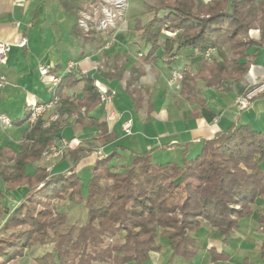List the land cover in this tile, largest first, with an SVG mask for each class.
<instances>
[{"label": "trees", "instance_id": "1", "mask_svg": "<svg viewBox=\"0 0 264 264\" xmlns=\"http://www.w3.org/2000/svg\"><path fill=\"white\" fill-rule=\"evenodd\" d=\"M59 1L78 16L91 0ZM147 10L153 17L138 23L136 31L150 47L149 55L161 41L169 56L183 49L203 56L216 52L211 62L204 58L202 76L208 86L243 76L248 51L264 46V0H156ZM77 30L81 33L78 24ZM254 32H259L258 39ZM94 35L85 40L96 41ZM80 82L81 97L65 95ZM100 96L91 77L78 78L75 72L62 76L54 88L60 101L57 120L46 125L40 118L30 124L19 153L0 148V220H5L0 225V264L21 259L33 248L43 249L37 264H145L151 253L161 251L159 236L168 240L173 258L192 260L199 253L202 227L214 228L227 240L252 215L257 199L264 205V134L249 125L204 141L200 154L182 165L155 163L153 153L146 151L132 153L118 172L112 163L117 149L102 156L91 147L80 148L65 171L48 170L45 155L59 144L69 119L96 128L98 142L114 138L106 121L88 115L102 105ZM29 115L18 124L27 122ZM92 154L91 175L84 180L77 170ZM21 186L27 193L11 211L3 204L5 192ZM62 201L83 206L86 222L71 223L69 214L57 208ZM262 250L264 254V245ZM210 252L212 260L226 258L215 249Z\"/></svg>", "mask_w": 264, "mask_h": 264}, {"label": "crops", "instance_id": "2", "mask_svg": "<svg viewBox=\"0 0 264 264\" xmlns=\"http://www.w3.org/2000/svg\"><path fill=\"white\" fill-rule=\"evenodd\" d=\"M128 1L124 24L108 36L97 34L96 41H87V36L77 30L79 16L68 13L59 0H0V43L12 45L7 65L0 66V75L7 78L6 85L0 88V111L15 122L11 127L0 125V148L21 151L30 123H18L34 103L53 100L51 76H66L69 63L76 65L73 72L78 78L87 75L101 92L114 94L107 107L101 105L88 114L106 121L114 138L107 143L98 142L96 128L75 124L76 117L69 119L61 139L68 140L70 147L63 157L46 156L43 161L51 172L65 171L80 148L92 147L93 152L101 151L102 156L117 149L112 163L115 171L121 172L132 153L152 152L155 163L182 165L184 160L200 154L204 141L234 126L249 125L264 134V93L243 111L236 106L239 95L264 81V46L248 51L249 67L243 76L208 86L202 76L206 57L199 52L183 49L169 56L161 41L159 49L149 55L150 47L140 39L136 28L138 23L144 24L153 17L147 8L154 6L156 0ZM253 36L258 39L259 32ZM22 37L28 41L24 48L15 45ZM214 58L217 54L211 50L206 59L211 62ZM40 66L49 70V77L41 75ZM174 74L187 79L171 86L169 81ZM83 88L80 82L65 95L81 97ZM111 114L114 118L110 120ZM129 120L132 129L127 135L123 126ZM94 159V154L83 159L77 170L80 177L92 169ZM35 167L31 166V170ZM89 173L82 178L87 180ZM26 193L25 186L14 192L6 191L7 200L3 204L12 211ZM64 203L66 208L60 212L70 217V210L74 209L68 201L60 205ZM263 220V201L257 199L252 215L243 219L240 228L227 240L205 225L198 232L199 253L192 260H185L173 258L168 240L159 236L161 251L151 253L145 264H264V230L260 228ZM211 249L226 258L212 260ZM42 250L30 249L23 258L10 264H37L35 258Z\"/></svg>", "mask_w": 264, "mask_h": 264}, {"label": "built area", "instance_id": "3", "mask_svg": "<svg viewBox=\"0 0 264 264\" xmlns=\"http://www.w3.org/2000/svg\"><path fill=\"white\" fill-rule=\"evenodd\" d=\"M89 7L94 9L93 19L83 16L78 19V25L83 29V33L87 36L90 31H95L97 34L108 35L114 29H117L124 22V15L128 8V0H96L94 4L89 3ZM87 9V8H86ZM95 15H98L97 18ZM95 17V18H94ZM91 20V22L89 21ZM28 41L25 37L20 38L15 45L20 48L26 47ZM110 44V43H109ZM108 44V45H109ZM12 45L7 43H0V66H5L8 63V56ZM209 58L210 51L205 55ZM76 68L74 63H69L65 69V74L72 73ZM40 73L43 77H49V70L40 66ZM62 76H51V86L55 88L59 85ZM183 79L182 75L174 74L169 81L171 86L176 85L177 82ZM7 83L5 75H0V88H3ZM264 93V81L250 86L243 94L239 95L236 100V106L240 111H243L250 107L255 98ZM114 94L108 92H101L100 100L104 107H107L113 101ZM60 105V101L57 97H54L52 101L46 103L36 102L30 108V115L28 121L30 124H34L38 119L45 118L46 125L53 123L57 120V109ZM84 111V110H83ZM114 114L109 115V119H113ZM0 125L4 127H11V119L0 111ZM132 121H127L123 130L127 135L131 134ZM70 147V143L66 139H61L59 144L50 147L45 156L59 157ZM98 155H101V151H98Z\"/></svg>", "mask_w": 264, "mask_h": 264}, {"label": "rangeland", "instance_id": "4", "mask_svg": "<svg viewBox=\"0 0 264 264\" xmlns=\"http://www.w3.org/2000/svg\"><path fill=\"white\" fill-rule=\"evenodd\" d=\"M95 1L96 0H91L90 2H88V3H86L85 5H84V7L82 8V10L81 11H79V18H83V16H86V17H89V19H93V15H94V9L92 8V7H89V3H92V4H94L95 3ZM156 4V3H155ZM87 8V9H86ZM128 8H129V1H128ZM128 8H127V11H128ZM127 11L125 12V15H124V22L122 23V24H124L125 23V21H126V16H127ZM96 16V18H97V16L98 15H95ZM95 18V17H94ZM91 20H89L90 22H91ZM121 24V25H122ZM120 25V26H121ZM119 26V27H120ZM81 29V28H80ZM114 30H116V29H114ZM113 31V30H112ZM111 31V32H112ZM81 32L83 33V29H81ZM91 32H94L95 33V35H97V33L93 30V31H90L89 32V34L91 33ZM111 32H109V34L111 33ZM84 34V33H83ZM108 34V35H109ZM108 35H106V36H108ZM126 166V165H125ZM124 170V168L122 169V171ZM91 171H92V169H89L86 173H82V176H84L85 174H87V173H89V175H91ZM81 176V177H82ZM5 196H6V192H5ZM6 198H7V196H6ZM21 199H22V197H20L19 198V201H21ZM7 200V199H6ZM65 203L64 204H62V205H60V203L58 204V206H57V208H58V210L59 211H62V209H64V208H66L65 206ZM254 207V206H253ZM70 208H73L74 210H70V213H71V216H70V222L71 223H74V224H77V225H81V224H84L85 222H86V220H87V214H86V210L84 209V207L83 206H81V205H75L74 207H73V205L72 206H70ZM69 210V209H68ZM2 222V219L0 220V225L2 224L1 223ZM260 228H262L263 230H264V220L261 222V224H260ZM110 241H113L112 239H110Z\"/></svg>", "mask_w": 264, "mask_h": 264}]
</instances>
